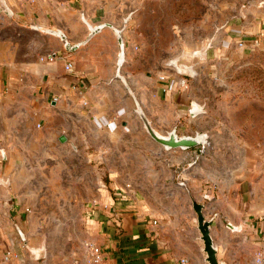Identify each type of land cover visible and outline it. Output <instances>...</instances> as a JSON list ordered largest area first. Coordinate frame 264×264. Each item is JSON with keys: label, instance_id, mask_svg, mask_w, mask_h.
Wrapping results in <instances>:
<instances>
[{"label": "rangeland", "instance_id": "obj_1", "mask_svg": "<svg viewBox=\"0 0 264 264\" xmlns=\"http://www.w3.org/2000/svg\"><path fill=\"white\" fill-rule=\"evenodd\" d=\"M79 2L80 13L60 15L81 24L72 40L88 34L82 13L94 25L123 29V75L153 127L204 134L207 144L166 151L147 133L127 91L132 109L115 134L73 108L46 122L38 117L18 146H4V134L16 137L20 124L10 134L0 114V264H78L89 205L103 186L156 213L182 205L195 213V200L244 224L253 220L264 207V0ZM45 38L37 53L47 60L54 51ZM193 103L202 108L194 117ZM8 252L18 259L5 261Z\"/></svg>", "mask_w": 264, "mask_h": 264}, {"label": "crops", "instance_id": "obj_2", "mask_svg": "<svg viewBox=\"0 0 264 264\" xmlns=\"http://www.w3.org/2000/svg\"><path fill=\"white\" fill-rule=\"evenodd\" d=\"M5 1L12 16L3 13L0 19V114L10 134L18 124L20 127L16 137L10 138L5 133L1 145L11 141L12 145L18 146L22 132L28 131V126L31 129L38 117L46 122L53 114L73 108L87 110L95 118L99 130L108 134H115L120 129L118 121L126 126L124 120L132 109L129 100L132 97L124 83L116 78L118 41L114 28H119L104 22L114 28L103 29L88 44L68 52L63 41L37 28L60 30L72 45L86 40L89 31L82 41L75 43L72 40L71 35L82 31L73 14L65 22L67 17L61 19L60 16L64 12L80 13V0ZM83 15L80 21L87 28L82 21ZM89 22L93 26L104 24ZM29 33L33 35L31 44L24 38ZM45 37L50 39L47 43L49 51H54L52 55L57 56L54 60L48 61L37 53L38 39L45 42ZM67 62L74 64L72 72L66 71ZM123 76L133 90L127 76ZM55 98H58L57 102ZM85 102L87 106H84ZM144 110L154 123L150 112ZM25 113L30 118L27 119ZM29 143L31 146V139ZM5 180L9 181L8 177ZM89 206L86 240L102 249L103 262L100 264H182V260H186V264H208L197 217L186 205L180 210L168 207L167 212L156 213L150 204L134 201L118 188L103 186ZM204 206L205 218L213 221L211 236L218 249L219 261L254 264L257 251L264 245V207L257 208V216L244 224L239 216ZM228 223L239 230L229 229ZM78 264H92L84 250Z\"/></svg>", "mask_w": 264, "mask_h": 264}, {"label": "water", "instance_id": "obj_3", "mask_svg": "<svg viewBox=\"0 0 264 264\" xmlns=\"http://www.w3.org/2000/svg\"><path fill=\"white\" fill-rule=\"evenodd\" d=\"M2 9L1 12L12 16V12L9 9L7 3L5 0H0ZM130 17L126 19V22H128ZM82 21L87 26L89 34L86 40L76 44L72 45L67 40V36L60 30L55 29H44V28H37L43 31L46 34L55 36L59 38L61 41L65 44V49L68 52H75L80 47L88 44L97 34H99L103 29L105 28H114L113 25L109 23H104L98 26H93L83 15ZM115 33L117 36L118 45L120 48V52L118 53V59H117V72H116V78L121 80L124 85L126 86L130 96L135 102L136 105V113L140 117L141 121L144 124V127L147 131V133L150 135V137L160 144L166 151L171 150H191L200 146H204L205 142L207 141V136L204 134H197L196 136H180L178 134L177 128H174L172 131L168 132L165 135H162L157 132V130L153 127L150 120L147 118L143 108L141 107L139 101L137 100L133 90L131 89L127 79L122 75V68L125 64V57H126V45L123 38V29H115ZM192 104V110L190 111L191 115L197 116L199 113H201L202 108L199 106L197 110H195V106ZM61 142H65V137L60 138ZM192 207L194 212L197 215V228L200 233V240L203 243V252L206 254V262L208 264H225L223 262H220L218 259V249L215 247L212 236H211V226L213 221L207 220L204 215V209L205 206L201 203H197L195 200L192 201ZM227 227L233 231H238L239 228H236L235 226L231 225L230 223L227 224ZM19 235L23 241H26L25 235L22 232L20 228H18Z\"/></svg>", "mask_w": 264, "mask_h": 264}, {"label": "built area", "instance_id": "obj_4", "mask_svg": "<svg viewBox=\"0 0 264 264\" xmlns=\"http://www.w3.org/2000/svg\"><path fill=\"white\" fill-rule=\"evenodd\" d=\"M2 6L0 3V19L2 16V12H1ZM240 45L242 46L243 43H240ZM56 54L55 55H51L48 58L49 60H54L56 58ZM65 69L68 72H72L74 69V64L72 62H67V64L65 65ZM161 81H165V78H161ZM73 89L76 90L77 89V85L73 86ZM55 102L58 101V98L54 99ZM88 103L85 102L84 106H87ZM155 224H157V222H155ZM84 251L86 254L87 259L92 263V264H100L103 262V251L102 249L97 246L95 243L91 242V241H87L84 244ZM18 259V254L17 253H13V252H8L7 255L5 256V261H11V260H16ZM186 260H182V264H186ZM254 264H264V245L257 251L256 255H255V260H254Z\"/></svg>", "mask_w": 264, "mask_h": 264}, {"label": "bare ground", "instance_id": "obj_5", "mask_svg": "<svg viewBox=\"0 0 264 264\" xmlns=\"http://www.w3.org/2000/svg\"><path fill=\"white\" fill-rule=\"evenodd\" d=\"M126 58V57H125ZM125 61H126V59H125ZM194 106H195V110H197L198 109V105L197 104H194ZM158 132V131H157ZM159 133V132H158ZM161 134V133H160ZM162 135H165V134H162ZM207 144V141L205 142V145Z\"/></svg>", "mask_w": 264, "mask_h": 264}]
</instances>
